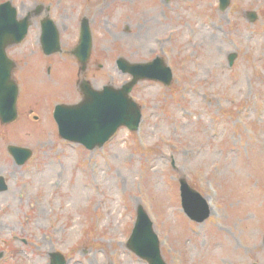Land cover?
<instances>
[{
  "label": "rangeland",
  "instance_id": "374dc122",
  "mask_svg": "<svg viewBox=\"0 0 264 264\" xmlns=\"http://www.w3.org/2000/svg\"><path fill=\"white\" fill-rule=\"evenodd\" d=\"M11 1L33 16L8 49L20 93L18 118L0 123V264H50L54 252L67 264H148L127 246L140 207L166 264H264V0L225 10L219 0ZM48 16L62 48L52 56L40 43ZM83 18L93 36L85 72L72 53ZM120 57L164 59L174 73L169 86L134 87L139 130L121 127L93 150L60 138L55 105L78 103L82 79L96 89L130 81ZM8 145L33 155L19 166ZM181 178L209 202L203 222L185 213Z\"/></svg>",
  "mask_w": 264,
  "mask_h": 264
},
{
  "label": "water",
  "instance_id": "95a60500",
  "mask_svg": "<svg viewBox=\"0 0 264 264\" xmlns=\"http://www.w3.org/2000/svg\"><path fill=\"white\" fill-rule=\"evenodd\" d=\"M230 0H220V8L225 10ZM39 13V10H37ZM37 13V14H38ZM255 19V14H250ZM29 13L18 19L17 8L11 1L0 4V119L7 124L15 121L18 116L17 99L19 86L12 78L14 62L8 57L6 49L21 43L27 36L31 25ZM41 44L47 55L60 52V35L52 19L46 17L42 21ZM92 48V33L88 21L85 19L81 27L80 42L73 53L86 68L87 60ZM236 55L230 56L233 64ZM117 64L125 73H130L133 79L119 89L105 86L103 90H94L88 81L81 83L84 100L76 105H57L55 118L59 124L61 137L79 142L89 149L103 146L121 126L136 130L141 121V109L130 97L133 87L143 79L159 80L169 85L173 74L163 61H154L149 64H129L120 58ZM9 151L19 165L24 164L32 155L31 150L22 147L10 146ZM181 197L185 212L195 221L203 222L209 216V208L201 195L192 189L185 179L180 180ZM5 179L0 177V191H5ZM200 201V205L196 201ZM204 209V214L201 210ZM128 247L149 264H166L160 251V243L156 235L153 222L140 207L135 228L128 242ZM0 252V259L3 257ZM52 264H65L64 257L53 253ZM257 264V263H254Z\"/></svg>",
  "mask_w": 264,
  "mask_h": 264
},
{
  "label": "bare ground",
  "instance_id": "6f19581e",
  "mask_svg": "<svg viewBox=\"0 0 264 264\" xmlns=\"http://www.w3.org/2000/svg\"><path fill=\"white\" fill-rule=\"evenodd\" d=\"M72 98V97H71ZM78 186H76V188H77ZM74 194H76L77 195V193H74ZM81 195H82V193H80ZM120 248L122 249V244L120 243ZM127 263V262H126ZM125 263V264H126Z\"/></svg>",
  "mask_w": 264,
  "mask_h": 264
}]
</instances>
